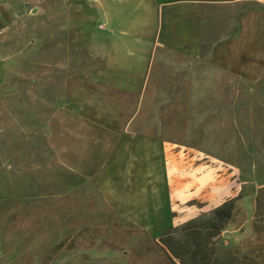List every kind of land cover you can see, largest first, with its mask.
I'll use <instances>...</instances> for the list:
<instances>
[{"label": "rangeland", "instance_id": "rangeland-1", "mask_svg": "<svg viewBox=\"0 0 264 264\" xmlns=\"http://www.w3.org/2000/svg\"><path fill=\"white\" fill-rule=\"evenodd\" d=\"M0 2V264H167L226 202L208 257L264 264V70H127L120 54L110 66L93 49L104 22L63 21L57 0ZM138 108L145 130L197 149L171 156L174 181L202 176L200 192L179 188L193 230L151 235L96 187Z\"/></svg>", "mask_w": 264, "mask_h": 264}, {"label": "crops", "instance_id": "crops-1", "mask_svg": "<svg viewBox=\"0 0 264 264\" xmlns=\"http://www.w3.org/2000/svg\"><path fill=\"white\" fill-rule=\"evenodd\" d=\"M83 1L57 0L62 6L58 15L65 13L63 21L78 25L104 22L106 34L93 49L110 66L120 54L127 70H264V0ZM244 4L254 6L241 13ZM147 78L146 73L142 86ZM131 124L122 130L95 183L112 208L156 236L194 217L187 205L192 196L179 188L194 183L200 192L202 176L174 181L171 156L196 148L172 141L166 132L145 130L139 108L136 129Z\"/></svg>", "mask_w": 264, "mask_h": 264}, {"label": "trees", "instance_id": "trees-1", "mask_svg": "<svg viewBox=\"0 0 264 264\" xmlns=\"http://www.w3.org/2000/svg\"><path fill=\"white\" fill-rule=\"evenodd\" d=\"M233 215V206L231 202H226L220 207H218L214 212V219L207 222V227L204 229H197L189 234H194L198 239L192 246L190 239H186L183 243V251L180 254H175L173 250L170 249V253L167 254L168 262L167 264H218V260L212 255L208 257L205 252L204 245L206 243L212 242V240L219 234L222 227L231 219ZM192 228L195 229L193 222H187L183 230ZM205 230V231H204ZM168 233L164 232L158 237L163 238ZM198 240L200 242L198 243Z\"/></svg>", "mask_w": 264, "mask_h": 264}]
</instances>
